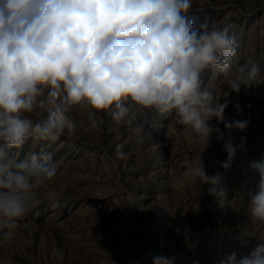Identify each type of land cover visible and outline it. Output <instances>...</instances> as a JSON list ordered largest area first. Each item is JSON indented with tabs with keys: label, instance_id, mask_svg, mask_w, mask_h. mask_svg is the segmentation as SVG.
<instances>
[{
	"label": "rangeland",
	"instance_id": "rangeland-1",
	"mask_svg": "<svg viewBox=\"0 0 264 264\" xmlns=\"http://www.w3.org/2000/svg\"><path fill=\"white\" fill-rule=\"evenodd\" d=\"M187 15L194 29L231 26L235 62L264 54V0H191ZM260 67L264 80V62ZM202 79V90L229 100L224 122L247 121L245 130L221 122L223 139L213 133L207 144L171 113L134 105L137 118L118 124L108 111L78 105L73 136L29 139L10 150L17 159L50 152L58 172L37 190L39 202L16 228L0 225V264H152L155 255L173 264H215L219 253L239 256L264 243V224L248 214L249 192L259 181L250 162L264 158V83L232 92L214 68ZM228 143L237 150L224 170ZM200 162L209 176L223 174L224 208L199 178L185 177L186 167ZM50 191L60 196L55 204Z\"/></svg>",
	"mask_w": 264,
	"mask_h": 264
},
{
	"label": "clouds",
	"instance_id": "clouds-1",
	"mask_svg": "<svg viewBox=\"0 0 264 264\" xmlns=\"http://www.w3.org/2000/svg\"><path fill=\"white\" fill-rule=\"evenodd\" d=\"M191 0H0V225L9 230L38 202L37 190L57 176L53 154L10 150L56 141L75 134V106L108 111L116 123L131 124L135 106L171 113L207 144L224 122L229 100L221 103L202 90V76L214 68L232 92L264 83L257 59L234 60L237 42L231 26L193 28ZM38 112V118L30 114ZM215 120L216 125L210 122ZM247 121L224 122L243 131ZM139 131V128L136 129ZM228 170L236 154L224 145ZM259 181L250 191L248 214L264 224V158L250 162ZM185 177L207 185L224 208L228 188L223 174L209 176L203 164H189ZM50 203L59 194L47 193ZM5 235H10L6 233ZM174 258L152 257V264H173ZM215 264H264V243L252 251L219 253Z\"/></svg>",
	"mask_w": 264,
	"mask_h": 264
}]
</instances>
